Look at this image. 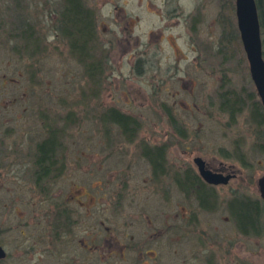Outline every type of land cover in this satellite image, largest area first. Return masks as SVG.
I'll list each match as a JSON object with an SVG mask.
<instances>
[{"label":"rangeland","instance_id":"obj_1","mask_svg":"<svg viewBox=\"0 0 264 264\" xmlns=\"http://www.w3.org/2000/svg\"><path fill=\"white\" fill-rule=\"evenodd\" d=\"M182 2L187 7L190 3ZM84 3L94 13L96 37L89 42L90 54L82 58L60 30L62 0H0V231L10 238V254L0 264L49 262L47 254L19 255L15 248L19 240L14 237L19 234L15 228L18 214L24 209L16 198L26 197L29 186L21 182L27 177L24 161L52 129L60 136L58 155L68 159L66 176L54 178L51 189L59 193L72 181L90 187L99 180L104 191L100 202L123 205L115 212L116 224L104 221L105 225L123 228L125 218L133 219L134 228L140 231L150 217L154 224L162 219L167 225L165 238H201L198 231L203 230L210 238H232L236 227L222 204L212 212L202 211L199 226L192 225V211L197 213L200 208L191 196L168 190L166 182L174 171L169 178L161 177V184L153 179L148 182L150 172L140 147H124L126 136L106 113L112 106L130 113L140 128L134 139L173 143L168 151L170 161L186 156L194 166L198 152L234 164L238 179L231 187L219 189L223 197L238 190L243 197L261 198L257 179L264 174V150L259 145L264 126L257 125L251 113L258 95L238 28L235 0H191V74L182 80L178 76L184 72L168 67L169 58L160 56L163 47L167 55L172 54L170 46L158 40L160 0ZM23 28L34 35L30 43L23 37ZM126 35L135 55L125 53L122 37ZM233 95L246 105L234 116L222 108L223 100ZM87 165L93 167L89 169L94 170L92 175ZM17 171L23 172L20 180L15 177ZM84 172L88 175L83 176ZM128 174L129 183L124 177ZM41 186L35 183L36 201L43 195ZM193 228L197 231L194 237ZM241 238L243 264H264V231Z\"/></svg>","mask_w":264,"mask_h":264},{"label":"flooded vegetation","instance_id":"obj_2","mask_svg":"<svg viewBox=\"0 0 264 264\" xmlns=\"http://www.w3.org/2000/svg\"><path fill=\"white\" fill-rule=\"evenodd\" d=\"M182 1L160 0L157 11V15L162 21L158 30V40L162 45L168 44L172 50V54L167 55L163 47L159 49V51L161 50L160 56L169 58L166 59L168 67L177 69L179 73L184 72L183 75L178 76L181 80L185 79L184 75L191 74V0H189L188 7ZM172 30L173 34H165V31ZM122 38L126 41L124 43L125 53L129 51L128 54L135 55L136 52L134 53L129 47L131 43L129 36L126 35ZM156 72L162 71L157 69ZM257 95L255 107L260 103L264 108L258 91ZM109 110H116L126 117L131 116L130 113L124 112L117 106H112ZM110 121L119 127L120 132L126 136L124 147H131V145H134L135 148L140 147L141 156L146 160L150 172L151 178L147 179L148 182L153 179L157 185L161 184V177L169 178V173L174 171L170 176L172 182H166L169 185L168 190H180L187 196H191L197 201L200 208L196 210L197 213L192 211L191 223L193 226H199V214L202 211L212 212L222 204L226 206L229 217L234 221L236 232L233 237L210 238L208 232L203 230L202 232L198 231L201 238H165L164 235L168 232L167 225L162 219H158L157 224H154L150 217L148 220L145 219L148 223L144 220V229L140 231L134 228L137 223L135 224L133 219L125 218L123 228L118 225H105L104 221L116 224L114 217L117 213L115 215V212L121 211L123 205L116 204L119 203L117 201L111 202V204L100 202V199L104 198H101L103 195L101 194L102 188L99 187L101 185L99 180L93 181L90 187L72 181L67 188L61 189L59 193L54 192L51 185L54 183V178L66 176L67 166L65 164L68 157L57 154L56 163L53 166L47 164L49 170L37 172L36 145L34 155L28 154V158L24 161L27 165H23L28 169L26 180H21L23 185L29 184L26 197L16 198L24 208L23 210L18 208L21 212L17 213L19 218L15 224V228L19 230L17 237H14L19 240L17 242L15 239L17 253L19 255L26 254L31 258L47 254L49 256L47 264H243V238L241 237L245 233L239 226L232 209L233 205L242 203L243 196L236 189L235 192L230 193L229 198L223 197L219 192V189H227L237 182L239 173L234 164H227L218 158H208L207 155L198 152L194 153V166H191V160L186 159V156L182 158V161H170L168 151L173 143H163L152 138L134 139L140 129L136 120L133 125H128L127 131L120 122ZM61 147L57 149V153ZM123 152L128 153V150ZM17 157L19 158L18 155ZM197 158L203 168L220 181L213 182L206 179L196 161ZM76 159L78 162L81 160L80 157ZM130 163L132 164V162ZM92 166L94 168L87 165L91 175L94 170L90 171L89 169L96 167L94 164ZM102 167L101 165L99 168ZM113 172L117 174L116 170ZM85 175L88 174L84 172L83 176ZM15 177L20 180L23 177V172L17 171ZM124 177L128 183L131 181L130 174ZM36 182L40 186L43 183V187L39 188V192L43 195L39 196L37 201L34 196ZM124 191L126 190L123 189L122 193L125 194ZM102 193L104 194V191ZM109 195L112 197L113 194L109 192ZM118 196L120 195L118 194ZM118 199L122 200L121 197ZM111 216L113 220H111ZM135 216L138 217V214ZM101 226L105 227V230ZM1 232L0 244L6 252L5 257L1 259L3 262L10 254V238H4ZM196 233L197 231L195 232L193 228L191 235L194 237ZM248 234L251 233L245 235ZM238 247L239 249H237Z\"/></svg>","mask_w":264,"mask_h":264},{"label":"trees","instance_id":"obj_3","mask_svg":"<svg viewBox=\"0 0 264 264\" xmlns=\"http://www.w3.org/2000/svg\"><path fill=\"white\" fill-rule=\"evenodd\" d=\"M63 6L60 12V30L69 38L74 51L80 50L81 57L85 58L90 54L89 42L95 38V16L91 8L86 6L84 0H62ZM258 9L261 7V0H256ZM260 14V9H259ZM261 21V19H260ZM262 22V21H261ZM262 25V23H261ZM25 40L30 43L34 35H31L28 29L23 28L22 31ZM95 65L93 64L92 67ZM94 71V72H93ZM92 73L96 71L93 69ZM245 101L239 96H228L223 100L222 108L230 112L232 116L245 107ZM257 125L264 126V108L259 103L254 106L251 111ZM106 118L120 122L125 130L128 125L135 123L132 116H124L116 110L108 111ZM105 118V119H106ZM260 130V128H259ZM264 136V130H263ZM59 133L52 129L49 135L37 144L36 152V170L43 172L49 170L48 165L56 163L57 149L62 145L60 143ZM259 138V137H258ZM259 145L264 150V137L259 138ZM41 177V176H40ZM191 181V179H190ZM235 218L244 233L260 234L264 231V201L258 198L243 197L242 203L232 207Z\"/></svg>","mask_w":264,"mask_h":264},{"label":"water","instance_id":"obj_4","mask_svg":"<svg viewBox=\"0 0 264 264\" xmlns=\"http://www.w3.org/2000/svg\"><path fill=\"white\" fill-rule=\"evenodd\" d=\"M238 28L249 61L251 77L255 83L259 97L264 105V54L261 31V21L256 0H235ZM201 171L206 179L213 182L215 179L209 171L203 168L197 158ZM225 181V180H224ZM260 196L264 200V174L257 180ZM5 249L0 244V262L5 257Z\"/></svg>","mask_w":264,"mask_h":264}]
</instances>
